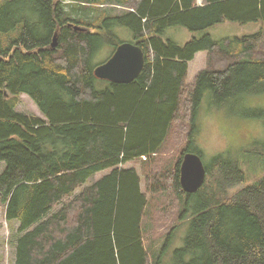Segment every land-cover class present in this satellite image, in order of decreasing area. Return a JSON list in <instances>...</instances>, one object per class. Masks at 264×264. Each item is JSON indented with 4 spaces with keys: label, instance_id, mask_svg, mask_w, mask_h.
I'll use <instances>...</instances> for the list:
<instances>
[{
    "label": "trees",
    "instance_id": "1",
    "mask_svg": "<svg viewBox=\"0 0 264 264\" xmlns=\"http://www.w3.org/2000/svg\"><path fill=\"white\" fill-rule=\"evenodd\" d=\"M80 1L128 9L92 29L68 19L58 0L0 1V32L15 35L7 46L0 38V201L7 220L19 223L14 264H264V176L228 199L204 186L185 194L181 160L171 185L186 196L178 219L190 212V223L180 243L173 226L154 254L143 238L148 198L140 175L118 167L159 154L182 105L189 110L185 151L199 154L196 114L207 90L218 105L264 94V56L252 50L259 33L222 40L206 33L183 45L166 38L176 26L203 32L225 21L264 22V0ZM114 26L129 29L145 54L129 83L94 74L92 56L104 41L119 44ZM203 50L222 51L227 61L200 71L187 87V64ZM22 93L44 117L16 110ZM238 114L264 119V108ZM249 150L264 159V140ZM214 164L230 186L248 180L234 156L219 155ZM107 168L114 169L90 182Z\"/></svg>",
    "mask_w": 264,
    "mask_h": 264
},
{
    "label": "rangeland",
    "instance_id": "2",
    "mask_svg": "<svg viewBox=\"0 0 264 264\" xmlns=\"http://www.w3.org/2000/svg\"><path fill=\"white\" fill-rule=\"evenodd\" d=\"M58 2H62L68 19L73 21L77 19L90 23L92 29H94L92 24L98 23L103 16L115 17V15H120L128 9V7H122L118 4L89 5L80 0H58ZM196 2L198 5L204 3L203 0H196ZM4 7H7V5L4 4ZM112 32L117 35L118 38L116 37V40L119 44L121 42H135L136 40L132 32L127 28L114 26ZM206 33L211 34L213 39L216 40L231 38L235 35L245 36L259 33L255 41H252L254 45L252 50H254L255 57L264 56V22H251L242 25L238 22L225 21L213 25L203 32H191L184 27L176 26L167 30L166 38L183 45L193 37H201ZM12 36L15 35L0 32V38L6 46L8 45L6 41L9 42ZM112 37L115 36L111 35L109 38L112 39ZM110 42V40L104 41L105 44L103 43L96 54L92 56L91 61L95 67L106 61L113 54L117 45L115 46ZM220 52L219 50L218 52L203 50L195 54V57L187 64L188 74L185 77L187 87L193 85L195 77L200 71L207 68H219L226 63L227 59L223 55L225 53ZM96 82L99 88L106 84L103 81ZM243 97L244 100L240 104L233 102L230 105H218L219 102L214 100V96L207 90L196 114L197 134L194 142H196L197 151L200 152L199 154H201L206 167H208L203 189L205 193L214 196L217 200L228 199L239 188H245L256 182L259 177L264 176V159L261 155L252 153L249 150L255 146L257 140H264V119L245 117L238 114L239 109L264 108V94L244 95ZM18 98L17 111L44 117L36 102L28 94L22 93ZM233 108H236V112ZM188 116L189 110L182 105L159 154L155 153L151 156L133 158V160L118 166L119 168H133L140 175L141 188L148 198V205L142 220L144 227L143 238L150 253L155 254L161 249L167 232L175 225H179L176 231L178 235V241L176 242L180 243L181 239L179 240V237L185 234L184 231L188 222L190 223V212H187L182 220L178 219L181 215L180 211L183 212L181 206L186 196L179 194L171 185L176 174V167L185 153L187 128H189ZM222 154L225 157L234 156L239 160L240 166L247 172V181L233 184L231 185L232 187L226 183L221 171L215 164L213 165L214 159ZM4 168L5 163L0 161V173ZM113 169L107 168L98 171L90 182L111 173ZM160 177L163 182L158 185L155 182ZM5 213L6 204L0 201V264H14L16 255L15 241L20 235L19 223L9 222Z\"/></svg>",
    "mask_w": 264,
    "mask_h": 264
},
{
    "label": "water",
    "instance_id": "3",
    "mask_svg": "<svg viewBox=\"0 0 264 264\" xmlns=\"http://www.w3.org/2000/svg\"><path fill=\"white\" fill-rule=\"evenodd\" d=\"M76 30H85L75 26ZM58 44L54 36L52 47ZM140 45L135 42H121L117 45L110 57L98 64L94 69L97 78L106 79L115 83H129L136 79L145 65V54ZM202 156L195 151H185L180 168V183L185 194L199 192L203 186L207 169Z\"/></svg>",
    "mask_w": 264,
    "mask_h": 264
},
{
    "label": "crops",
    "instance_id": "4",
    "mask_svg": "<svg viewBox=\"0 0 264 264\" xmlns=\"http://www.w3.org/2000/svg\"><path fill=\"white\" fill-rule=\"evenodd\" d=\"M197 53H198V52H197ZM197 53H196V54H197ZM190 62H191V61H190ZM190 62H189V63H190ZM99 179H100V178H99Z\"/></svg>",
    "mask_w": 264,
    "mask_h": 264
},
{
    "label": "built area",
    "instance_id": "5",
    "mask_svg": "<svg viewBox=\"0 0 264 264\" xmlns=\"http://www.w3.org/2000/svg\"><path fill=\"white\" fill-rule=\"evenodd\" d=\"M144 157V156H143Z\"/></svg>",
    "mask_w": 264,
    "mask_h": 264
}]
</instances>
